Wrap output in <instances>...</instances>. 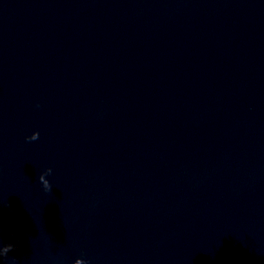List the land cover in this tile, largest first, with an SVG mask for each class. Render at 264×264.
<instances>
[{"label":"clouds","instance_id":"clouds-1","mask_svg":"<svg viewBox=\"0 0 264 264\" xmlns=\"http://www.w3.org/2000/svg\"><path fill=\"white\" fill-rule=\"evenodd\" d=\"M39 136V133H33V135L31 137H28V140H36ZM51 169L47 170V173H51ZM46 173V174H47ZM40 181L42 182V184L44 185V188L46 191H49L51 189V185L49 184L48 180L45 179V175H41L39 177ZM12 245H8L7 247L4 248V253L6 254L8 251H10L12 249Z\"/></svg>","mask_w":264,"mask_h":264}]
</instances>
